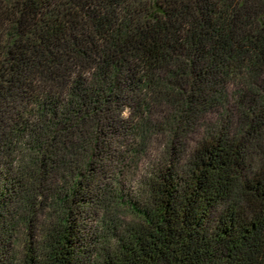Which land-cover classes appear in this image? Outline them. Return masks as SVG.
Listing matches in <instances>:
<instances>
[{
	"label": "trees",
	"instance_id": "16d2710c",
	"mask_svg": "<svg viewBox=\"0 0 264 264\" xmlns=\"http://www.w3.org/2000/svg\"><path fill=\"white\" fill-rule=\"evenodd\" d=\"M214 107L227 121L156 171L133 224L87 228L121 199L113 151L159 132L176 152ZM0 264H264V0H0Z\"/></svg>",
	"mask_w": 264,
	"mask_h": 264
},
{
	"label": "rangeland",
	"instance_id": "374dc122",
	"mask_svg": "<svg viewBox=\"0 0 264 264\" xmlns=\"http://www.w3.org/2000/svg\"><path fill=\"white\" fill-rule=\"evenodd\" d=\"M234 88L235 87L230 86L231 91L234 90ZM230 96L232 97L231 92ZM230 96L228 98L232 99ZM162 108L165 110L168 109L166 107ZM222 111L223 108L214 107L212 109H207L204 114L200 115L197 123L185 131L182 139L184 146L176 148V152L180 153L173 152L170 147H167L165 136L159 132L153 135L150 142H148L145 147L138 145L139 152L137 154L134 150L137 148L138 143L131 138L126 140L119 149L113 151L112 154L109 155L111 160L108 163L109 165L107 164L109 170L106 172L103 179V188L112 193V197L118 199L119 195L121 199L119 198L120 201L118 204L114 203L111 205V210L108 213L110 216L100 208L97 201H94L93 204L90 203L94 212L91 209L90 212L84 213L82 217L83 221L87 224V228L97 234L103 235L101 224L104 218L105 220L106 218L107 220L110 219L112 224L114 223L120 226L119 228L133 224L136 219L129 207L131 204H138L144 200L149 181L156 171L166 164H170L172 161H178L179 165L184 168L197 143L210 133L217 132L219 126H221L224 121H227V118H224L225 116L223 117L226 113ZM156 113L158 114L156 116V118H158L157 120L162 121L165 114L163 113L160 115L159 112ZM123 116L128 118L129 111L125 110ZM258 160V156L254 157V162L257 163L259 162ZM48 212L47 210V213ZM44 214H46V210L42 211L39 208L36 209V217H34L36 223L31 227V231L36 232L33 241L40 238L39 235L45 223ZM21 232L23 235L24 231L21 230ZM100 240L101 237H98L93 244L96 248V252L94 253L95 257L98 256L99 251L100 253L105 252L103 249L104 246H106V248L113 246V239L110 241L108 240L105 245L101 243ZM13 249L17 259L23 251L22 237L19 243L17 242V244H15Z\"/></svg>",
	"mask_w": 264,
	"mask_h": 264
}]
</instances>
